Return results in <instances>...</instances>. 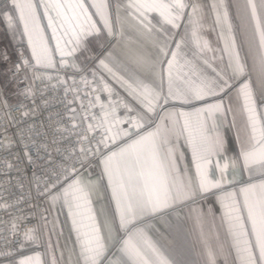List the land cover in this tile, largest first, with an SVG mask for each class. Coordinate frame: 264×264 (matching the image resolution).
<instances>
[{
	"label": "snow or ice",
	"instance_id": "snow-or-ice-1",
	"mask_svg": "<svg viewBox=\"0 0 264 264\" xmlns=\"http://www.w3.org/2000/svg\"><path fill=\"white\" fill-rule=\"evenodd\" d=\"M0 24V264H264V0H0Z\"/></svg>",
	"mask_w": 264,
	"mask_h": 264
},
{
	"label": "crops",
	"instance_id": "crops-1",
	"mask_svg": "<svg viewBox=\"0 0 264 264\" xmlns=\"http://www.w3.org/2000/svg\"><path fill=\"white\" fill-rule=\"evenodd\" d=\"M134 35V34H133ZM17 47V41L13 40L11 34L7 30L6 26L0 24V55L7 53L9 57L8 62H4L0 60V87L5 88L6 85H9V81L7 79V70L15 60V48ZM138 45L135 42H129L126 47H124L118 54L122 59H128L132 55H134ZM232 117L231 115L228 117L226 125L221 129L222 134L225 140V149L227 151L228 156H237L239 154V144L237 142V134L236 129L231 126ZM237 125L240 124V118L237 116L236 118ZM185 153V164L187 166H191V153L187 148L183 149ZM247 179V177H245ZM104 202L101 200H97L96 207L99 208ZM207 207V205H205ZM218 208V205H217ZM183 215H187V209L183 210ZM60 219L63 221L64 216L61 215ZM189 224L184 222L183 218L180 220L179 227L173 228L169 237V245L182 251L185 255H187L188 248L190 246L191 237L186 235ZM67 237V228H65V238ZM28 254H31L29 251ZM43 259V255H42ZM7 260H3V264H7Z\"/></svg>",
	"mask_w": 264,
	"mask_h": 264
},
{
	"label": "built area",
	"instance_id": "built-area-1",
	"mask_svg": "<svg viewBox=\"0 0 264 264\" xmlns=\"http://www.w3.org/2000/svg\"><path fill=\"white\" fill-rule=\"evenodd\" d=\"M15 55H16V57H15V60L13 61V63L18 59L17 47L15 48ZM12 64H11V66H12ZM21 75H23V74L21 73ZM11 76H12V73L7 70V79L9 81L11 94H10V97H8L7 94L5 93V91L0 87V103H2L4 101L5 97H7V100L10 104H15L17 102V97L15 96V92L17 91V88H16V85L11 82ZM23 87H24V85H20V88H23ZM12 115L14 117H16L17 119H19L21 113L17 111V112H13ZM0 185L5 186L8 190V192L12 191L11 186L7 185L5 181H0ZM5 195H7V192L5 193ZM14 215H19V212L18 211L15 212ZM5 259H8V258H3V260H5Z\"/></svg>",
	"mask_w": 264,
	"mask_h": 264
},
{
	"label": "rangeland",
	"instance_id": "rangeland-1",
	"mask_svg": "<svg viewBox=\"0 0 264 264\" xmlns=\"http://www.w3.org/2000/svg\"><path fill=\"white\" fill-rule=\"evenodd\" d=\"M5 93L7 94L8 97H10L11 91H10V86L6 85L5 88H2Z\"/></svg>",
	"mask_w": 264,
	"mask_h": 264
}]
</instances>
